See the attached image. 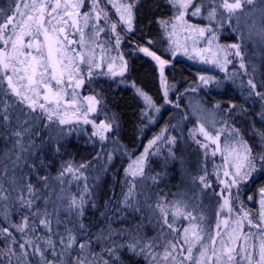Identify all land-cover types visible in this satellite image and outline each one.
Segmentation results:
<instances>
[{"label": "snow or ice", "instance_id": "obj_1", "mask_svg": "<svg viewBox=\"0 0 264 264\" xmlns=\"http://www.w3.org/2000/svg\"><path fill=\"white\" fill-rule=\"evenodd\" d=\"M108 3L115 9L119 23L127 31H132L135 9L140 0H108ZM167 3L175 9L173 17L157 21L165 32L169 26L174 32L177 24L188 25L185 16L191 11V15L202 16L209 21V25L198 29L188 25L198 31L200 37L211 34L206 37L209 45L217 38L211 26L213 23L223 27L224 22L228 21L229 27L237 33V42L217 46L223 53L222 62L219 55L205 62L214 63L221 71H226L227 65L233 63L230 57L234 56L239 58V67L245 69L249 45L251 56L264 59V0H201L199 4L195 0H167ZM84 4L85 0H12L7 8L0 9V143L4 145L0 152V241L3 242L0 264H121L122 249L132 256H143L147 264H264V188L260 189L258 217L243 206L236 210L230 195L224 197L223 193H218L223 203L216 212L215 235L205 230L202 213L194 215L198 208L195 204L189 211L186 201L178 200L169 205L161 197L153 208L149 202L151 198L146 195L144 181L151 180L155 184L160 174L149 176L146 172L149 148L163 139L169 146L168 158L178 159L175 151L178 138L165 137L167 129L149 141L144 153L125 169L124 184L127 189L122 193L120 206L114 213L123 222L129 216L135 219L137 214L143 218L145 209L153 212L158 210L163 218L158 237L142 235V224L113 228L109 223L97 232H91L90 226L83 222L88 202L86 197L91 195L87 183L76 194H69L64 187L66 183H71L66 179L67 176L73 180L86 181L83 170L91 162L74 165L67 161L62 163L55 176L40 174L41 169L48 166L47 153L55 157L67 151L64 141L68 132L65 126L73 123L68 115L69 109H74L72 117L77 121V114H82L83 123L92 125L91 136L98 138L101 147L109 139L114 140L118 130L115 115L110 118L106 116L99 123L88 118L89 113L97 111L98 105H103L99 93L80 97L78 92L86 83L85 67L82 66H86L88 83L96 75L124 77L128 70L127 61L120 55L112 57L111 62L107 63V71H95L102 67L103 62V57L101 62H97L96 48H100L101 52L110 50L98 43L105 26L110 24L116 35L117 48L120 35L116 32L117 22L110 23L109 14L100 6V0H91V10L81 13ZM93 20L95 22L90 23ZM101 20L103 25L99 23ZM70 29L74 31L70 33ZM76 34H79V40L69 38ZM171 35L169 33V37ZM152 43L149 40L148 46L137 45V50L157 63L161 83L164 84V69L169 61L151 50ZM93 44L95 47H91ZM117 59L121 61L118 68ZM199 80L203 85L219 83L212 76H200ZM118 83L126 84L127 81L121 79ZM248 85L250 95L255 93L264 102V92L257 90L253 79L248 80ZM130 86L144 101L146 108L159 112L152 98L142 88L134 82ZM164 95L165 103H169L166 88ZM175 107L179 109L180 105L176 104ZM214 107L219 108L220 105ZM228 108L233 109L235 105H229ZM100 110L104 111V108ZM141 115L150 117L151 113L142 111ZM224 123L228 121L224 120ZM196 132L197 129L190 132L191 138L207 149L208 144L196 139ZM198 132L205 140L216 145L214 155L216 151L222 155L227 153L226 164L229 157L233 158L231 168L234 170H226L224 176L228 179L220 180L229 193L231 188H238L241 183L252 178L257 170V160L264 166V149L254 154L239 128H231L229 136L223 141V147V128L213 134L204 124H199ZM260 138L264 145V132L260 133ZM100 158L98 152L94 159ZM112 158V153H108L109 162ZM198 179L203 189L212 187L206 175ZM199 194L194 193V196L198 198ZM138 196H144L143 205ZM107 204L106 201V207ZM92 206H96L94 201ZM169 208L172 210L171 221L168 218ZM224 210L236 218L231 221L222 219ZM13 213L19 215L18 221L12 220ZM178 217L189 221L183 233L174 227L175 218ZM230 223L232 227H229ZM164 226L174 234V238L160 244L158 241L165 236ZM61 228L62 231L59 230ZM16 233L20 234L19 237ZM159 248L163 251H157Z\"/></svg>", "mask_w": 264, "mask_h": 264}, {"label": "trees", "instance_id": "obj_2", "mask_svg": "<svg viewBox=\"0 0 264 264\" xmlns=\"http://www.w3.org/2000/svg\"><path fill=\"white\" fill-rule=\"evenodd\" d=\"M12 4V0H0V9L7 8ZM172 16V6L167 3V0H140L135 9V22L132 31H125L121 37V48H124L126 59L128 60L127 83L122 84L110 79H98L91 85L90 92L99 93L103 99L105 112L109 116L115 115L118 121V130L116 137L118 142L127 150L129 157L135 158L140 155L148 146L149 141L159 135L162 130L168 128L171 123L176 120L177 127L178 112L174 111L176 104L184 106L182 98L186 96L188 91L197 89L200 99L203 102H213L220 105V109H227L229 105H235V108L228 109L229 118L233 117L232 126L241 130L242 136L246 137L247 143L252 148L253 152L259 153L264 149L262 145L260 133L264 132V123L258 115H255L251 106H248L245 98L231 85L225 86L222 90L206 91L199 87V77L205 73L197 65L182 58L170 59L167 53L166 40L163 36L162 26L157 23L158 20H167ZM152 40L151 50L155 51L161 58L168 60L165 65L164 82L168 87L167 98L168 105L161 107L158 116L150 121L148 117H142L144 111L143 101L135 90L131 88V83L134 82L138 87L142 88L153 100L156 106H161L165 103V95L161 87V76L159 68L151 58L136 53L137 45L148 46L147 42ZM259 84L262 92H264V61L259 71ZM89 91V90H88ZM171 104V105H170ZM180 107V108H181ZM238 110L244 111L238 113ZM239 114L240 116H237ZM173 122V125H174ZM170 129V128H169ZM176 130H178L176 128ZM180 131L183 127L179 128ZM178 131H176V137ZM174 136V135H173ZM84 137H69L65 140L67 151L60 156H52L51 153L46 155L47 167L41 169V175L54 176L55 171L64 161L73 163L91 162L95 157V145L87 144ZM183 141L184 137H183ZM258 147L256 146V142ZM4 145L0 143V152L3 151ZM166 152H160L151 156L146 163V172L149 176L159 175L157 183L153 184L150 180L149 185L144 186L147 194L152 198H171L179 188L181 168L183 162L186 167L187 163L195 161L194 155L186 143L180 142L175 146V151L178 159L171 160L168 158V149ZM112 159L109 162L107 170L100 173L95 184H90L93 188L89 190L90 197H86V210L83 217V222L90 226L91 232L95 233L99 229L106 227L111 223L113 228H126L140 223L139 215L133 219H128L123 222L114 215L115 210L119 207L122 193L126 190L127 185L124 184L125 177V158ZM121 159V160H120ZM190 159V160H189ZM93 162V161H92ZM90 163L87 169L94 165ZM5 163V161H3ZM182 164V165H181ZM27 171V169H25ZM99 175V174H98ZM35 181V177H33ZM89 187V188H90ZM264 188V166L261 165L258 173L248 183L243 192L242 205L255 215L256 198L258 191ZM252 197V199H249ZM95 202V207L92 202ZM108 202L107 207L105 202ZM105 213V215H101ZM120 215H126L121 213ZM19 215L13 213L12 220L18 221ZM141 233L143 231L141 230ZM19 236V235H18ZM3 242L0 241V247ZM99 251V248H97ZM121 264H147L143 256H132L126 250L120 252Z\"/></svg>", "mask_w": 264, "mask_h": 264}, {"label": "rangeland", "instance_id": "obj_3", "mask_svg": "<svg viewBox=\"0 0 264 264\" xmlns=\"http://www.w3.org/2000/svg\"><path fill=\"white\" fill-rule=\"evenodd\" d=\"M30 2V0H29ZM201 0H195V3L199 4ZM100 6L105 8L109 14L110 17V23L111 22H117V29L116 32L119 33V35L122 36V33H124V30L127 31V29L119 23V17L115 11V9L112 7L111 4L108 3V0H100ZM14 7V4H13ZM91 10V0H85L84 6L81 7L80 11L83 12H89ZM175 12V9L172 8V16L173 17ZM10 14V13H9ZM94 15V14H93ZM206 15V13H205ZM169 18V19H170ZM185 19L188 22V25H192L193 28H201L209 25V21L204 19L202 16H193L191 15V11H189L188 14H186ZM2 22V21H0ZM95 21H91L90 23H94ZM81 23H83L81 21ZM101 25H103V20L99 22ZM235 23L234 21L232 22ZM188 25L181 26L180 24H177V27L175 31L173 32L172 28L169 26V29L167 32L163 31V36L166 40L167 45V53L168 57L170 59L175 58H182L185 60H188L189 62L197 65L201 69H204V75L203 76H212L214 77L219 83H212L209 85H203L199 81V87L203 88L206 91L210 90H222L227 85H231L233 88H235L246 100V103L248 106H251V109L254 110L255 115H258L260 120L264 123V102L260 100L259 97L255 95V93H252L250 95L251 89L248 85V80L253 79L254 82L257 84V90L262 92V89L260 88L259 84V71L262 67V62L264 59H260L258 57H253L250 55L251 53V45H249L248 52L249 55L245 59L246 68L241 69L239 67V58L236 57H230V59L233 60V63L228 64L226 71H221L214 63L211 62H205L212 61L216 59V56L219 55L221 58V62L223 61V53L218 49V45L226 46L232 43L237 42V33L232 30L231 27H229V22L225 21L223 27H219L216 23H213L211 26L216 31L217 38L211 42V45H209L207 36H210L211 34L206 33V37H200L198 31H194L193 28H189ZM134 28V26H133ZM70 33L74 30H69ZM86 32L89 31V29H85ZM169 33H172L171 37H169ZM70 39L79 40V34H76L74 36L70 35ZM121 40V37H120ZM116 35L113 34V31L110 27V24L108 26H105V32H102L98 38V43H102L105 49H110L105 52H101L100 48H96V60L97 62H101V58L103 57L102 67L100 69H96L95 71L97 73L101 71H107V63L111 62L112 57H119L120 55L124 56V60L126 59L127 54L124 53V48H121V45L117 48L116 46ZM121 42V41H120ZM75 46V45H73ZM91 47H95V44L91 45ZM87 50V49H85ZM136 53H140L141 55H144L143 53L139 52L137 49L135 50ZM175 53V54H173ZM148 57V56H147ZM151 58V57H149ZM164 59V58H162ZM152 60V59H151ZM155 62L154 60H152ZM121 61L119 59L116 60L117 68ZM156 66L158 67L157 63L155 62ZM85 67V79L86 83L83 87L78 89L80 97L93 95L95 93L90 92V88L92 83L95 80L98 79H110L114 81H120L121 79H126L127 81V72L125 73L124 77H115V78H109L106 76L96 75L91 83H88V77H87V69ZM159 68V67H158ZM128 82V81H127ZM126 85H129L128 83ZM6 86V85H5ZM163 94L165 92V88L168 91V87L166 83H161ZM89 90V91H88ZM69 92H71V89H69ZM141 99V98H140ZM168 99V98H167ZM142 100V99H141ZM143 101V100H142ZM181 101L184 102L183 107H179V109L174 108L175 112H178V116H181V118L178 120L177 127H175L176 120L174 119V125L173 122L171 125L166 128L167 131L164 132V136H175L176 131H178L177 136L178 138V144L180 147L181 143H186L189 147L191 154L194 155L195 161L189 162L185 167L183 162V167L181 168V177H180V184L179 188L176 191L175 194L171 198H165L163 202L171 205L173 202H176L178 200L186 201L188 204L189 211L192 210V206L195 204L198 206L197 211L194 212V215H199L202 213L205 217V220L203 222V226L206 231H211L213 235H215L216 231V223H217V216L216 212L220 210V205L223 203V198L221 195H218V193H223L224 197H230L234 200V208L236 210H239L241 206L247 211H249L247 208L242 205L243 200V192L245 188L247 187L250 180L255 177L258 173L259 167H260V161L257 160V170L253 173L252 178L247 180L246 182H243L239 185V187H233L229 191L225 190L224 185L220 183V180H227L228 177L224 176V172L226 170H234L231 168V165L233 163V158L229 157L228 162L226 164L225 156L227 153H224L223 155L221 152L216 151L215 155L213 154L214 150L216 149V145L212 144L210 141H207L204 139V137L199 134L198 127L199 124H204L206 129L215 134V132L221 128L224 129V132L221 135V147H223V141L226 137L229 136V132L231 128H236L232 126L233 117L229 118L228 111L226 112L223 107L222 110L219 108H215L214 106L217 105L213 102H203L202 99H200L197 89L195 91L191 90L188 91L186 96L181 99ZM144 104V111L150 112L151 116L148 117L150 121H153L159 114L155 109H150L145 107ZM168 103H164L161 106H156V108H159V111L161 110V107L167 106ZM171 105V104H170ZM104 108L103 105L97 106V111L92 112L88 114V118L91 120H94L96 123H99L101 120H105L106 116H109L105 109L104 111H101L100 109ZM87 105L85 103L84 110L86 111ZM229 109V108H227ZM74 109H69L68 115L70 118L73 119V123L70 125L65 126L66 131L68 132L65 140L69 139V137H84L86 139L87 144L95 145V151L96 154L99 152L101 154L100 159H92L91 162H94V165L90 169H84V174L87 177V180L84 179L80 180H73L71 176H67L66 179L71 181L70 184L66 183L64 187L68 190L69 194H76L79 193L84 188L85 182L88 185V188L90 187V184H95V182L98 180L100 173H103L107 170V167L109 165V161L107 159V154L112 153L113 158L112 159H118L117 157L125 158V169L129 167V165H132L134 161L137 160L138 157L141 156L144 151L136 156L135 158L129 157V153L123 146L118 142L116 134L113 139H109L106 141L101 147V143L96 137H92L91 133L93 131L91 124H85L83 123V116L82 114H77L79 116V120L77 121L74 117H72V112ZM244 112L241 110H238V113ZM187 116L188 119H183V117ZM237 116H240L237 114ZM224 120H227L228 123L225 124ZM183 127V130L180 131L179 128ZM170 128V129H169ZM176 128L178 130H176ZM193 129H197L196 132V139L201 141V143L208 144V148H202L200 144L196 143V140L192 139L190 136V132ZM183 137L184 140L183 141ZM246 137H243L245 141ZM256 142V141H255ZM258 147V143H255ZM249 145V144H248ZM169 146L164 142L163 139L157 141L155 145H153L151 148H149V155L147 157L148 159L155 155L159 154L160 152H166L164 149H168ZM168 151V150H167ZM256 154V152H253ZM95 154V157H96ZM121 160V159H120ZM190 160V159H189ZM67 162V161H64ZM63 162V163H64ZM92 162V163H93ZM7 163V161H5ZM73 163V162H72ZM74 165H79L80 163ZM62 165V164H61ZM61 165L57 168L55 173L57 174L58 169H60ZM107 165V167H105ZM182 165V164H181ZM124 169V170H125ZM55 174V175H56ZM99 174V175H98ZM54 175V176H55ZM202 175H206V179L212 184L211 188L203 189V185L199 182V177ZM195 178V179H193ZM149 189L151 187L150 180L144 181V186L148 187ZM93 187L91 186L89 190H91ZM127 189V188H126ZM151 190V189H150ZM202 190V191H201ZM126 191V190H125ZM194 193H200L198 198L194 196ZM146 195L147 194L146 191ZM238 196V199L236 197ZM122 197V196H121ZM150 197V196H149ZM151 198V197H150ZM256 198V211L255 215L258 217L259 211H260V199H261V192L258 191ZM138 199H140L141 204L143 205L144 202V196H138ZM161 198H155L150 199V203L153 205V208L155 207V204L160 201ZM250 212V211H249ZM139 215V214H138ZM254 215V214H253ZM168 218L171 221L173 219L172 217V210L169 208L168 212ZM228 219L229 221L236 218L235 215L229 214L227 210H224L222 213V219ZM19 220V219H18ZM140 223L143 220V228L141 229L143 233L142 235H145L147 237H153V236H159L161 232V227L163 225V218L159 211H151L148 209H145V212L143 214V218H141V215H139ZM0 223H2V220H0ZM189 221L185 220L183 217L175 218V225L174 227L177 228L178 232L183 233V228L188 226ZM229 227H232L231 223L229 224ZM223 230V225L221 226ZM62 231V228L59 229ZM164 232L165 236L163 239L159 240L158 243L163 244L165 240L167 239H173L174 234L171 233L169 229H167L166 226H164ZM16 235H20L19 233H16ZM30 235H32L30 233ZM19 237V236H18ZM53 239H56V237H53ZM209 247L211 248V245L209 244ZM157 251L162 252L163 249L159 248ZM144 258V257H143ZM145 260V259H144ZM147 263V261L145 260ZM185 264H188V262H185Z\"/></svg>", "mask_w": 264, "mask_h": 264}]
</instances>
